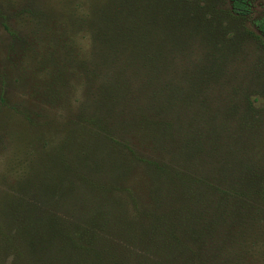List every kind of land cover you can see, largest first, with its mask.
I'll return each mask as SVG.
<instances>
[{
	"label": "trees",
	"instance_id": "obj_1",
	"mask_svg": "<svg viewBox=\"0 0 264 264\" xmlns=\"http://www.w3.org/2000/svg\"><path fill=\"white\" fill-rule=\"evenodd\" d=\"M110 1L75 21L91 33L92 54L78 61L83 68L88 57L90 87L86 106L65 128L92 139L74 156L60 149L55 179L0 198V264H218L225 240L215 224L227 230L235 203L264 202L243 115L254 112L257 94L212 86L233 73L226 64L234 60L231 31L219 42L215 15H196L200 7L190 10V0L174 2L165 21L134 8L122 17L107 8ZM250 10V0H230L226 9L241 22ZM39 12L28 15L45 28L72 23ZM242 26L248 43L264 44V16L253 29ZM170 45L182 47L187 61L161 52ZM192 52L201 70L192 63L187 78L180 70L190 67ZM177 75L186 79L177 84ZM5 100L0 80V115ZM11 110L34 126L27 109Z\"/></svg>",
	"mask_w": 264,
	"mask_h": 264
},
{
	"label": "rangeland",
	"instance_id": "obj_2",
	"mask_svg": "<svg viewBox=\"0 0 264 264\" xmlns=\"http://www.w3.org/2000/svg\"><path fill=\"white\" fill-rule=\"evenodd\" d=\"M190 1V10L200 7L196 15L202 12L215 15L214 23L220 24L219 42L225 43L226 32L233 34L229 45L235 48L234 60L226 61L233 73L227 75L226 82L211 83L215 92L234 87L257 94L256 109L251 114L243 110V115L250 118L247 146L254 157L252 169L259 170L257 179L263 178L261 185L264 186V44L259 40L248 43L242 35V25L253 29L252 22L264 16V0H250V16L243 22L228 18L226 9L230 7V0ZM174 2L180 3V0H111L107 8L121 13L122 17L128 9L132 12L134 8L143 18L151 14L157 19L162 16L165 21L167 14L170 15L167 9ZM75 4L80 5L78 9ZM104 4L103 0H0V80L5 83V102L9 106L2 107L0 115V198L14 197L20 187L33 186L40 178L55 179L60 149L72 155L79 148L85 149L87 143L84 141L92 139L88 131L65 126L75 122L78 110L86 106L90 87L88 57L83 68L78 61L82 53L89 57L92 54L91 33L87 25L79 32L81 27L75 23L78 21L76 14H83V21H86L87 13H95ZM42 9L53 17L57 15L56 21L72 22L74 26L52 23L43 27L39 24L42 21H37L39 17L28 15L40 13ZM2 22L7 23L21 42L4 30ZM40 31L47 34L40 35ZM182 49L170 45L166 50L164 46L161 52L178 62L187 61L186 57L182 58ZM196 56V52H192L188 61L190 67L185 65L180 70L185 71L187 78L192 76V63L200 69L197 63L200 57ZM56 73L63 75L62 79L52 81L51 76ZM183 79L186 78L174 77L177 84ZM54 92H58L59 97H55ZM12 106L20 111L27 109L34 126L12 111ZM43 181L50 183L49 179ZM233 208L227 230L215 224L216 235L222 232L225 240V246L218 247V264H264V202L242 201L235 203Z\"/></svg>",
	"mask_w": 264,
	"mask_h": 264
}]
</instances>
